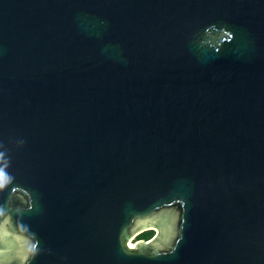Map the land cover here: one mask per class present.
Returning <instances> with one entry per match:
<instances>
[{"label":"water","instance_id":"water-1","mask_svg":"<svg viewBox=\"0 0 264 264\" xmlns=\"http://www.w3.org/2000/svg\"><path fill=\"white\" fill-rule=\"evenodd\" d=\"M0 152L23 264H264V0H0Z\"/></svg>","mask_w":264,"mask_h":264},{"label":"clouds","instance_id":"clouds-1","mask_svg":"<svg viewBox=\"0 0 264 264\" xmlns=\"http://www.w3.org/2000/svg\"><path fill=\"white\" fill-rule=\"evenodd\" d=\"M4 158V153L0 152V159ZM6 166V161H5ZM7 183V177L5 175L4 167L0 166V189H3ZM2 214V212H0ZM7 219L4 221L7 224ZM15 235L7 232L3 225H0V264H11L14 259L19 260V264H23L24 261L29 259L30 255H34L37 249L36 244H31L29 247H25L23 244L13 245L10 241H6V237ZM22 238L16 236V240L20 241Z\"/></svg>","mask_w":264,"mask_h":264},{"label":"trees","instance_id":"trees-1","mask_svg":"<svg viewBox=\"0 0 264 264\" xmlns=\"http://www.w3.org/2000/svg\"><path fill=\"white\" fill-rule=\"evenodd\" d=\"M154 235H155V231H154V230L146 231V232L141 233V234L138 236V239H137V240H139V239L149 240V239H151Z\"/></svg>","mask_w":264,"mask_h":264},{"label":"rangeland","instance_id":"rangeland-1","mask_svg":"<svg viewBox=\"0 0 264 264\" xmlns=\"http://www.w3.org/2000/svg\"><path fill=\"white\" fill-rule=\"evenodd\" d=\"M139 236V235H138ZM138 236H134V237H132V242H135L137 239H138Z\"/></svg>","mask_w":264,"mask_h":264},{"label":"bare ground","instance_id":"bare-ground-1","mask_svg":"<svg viewBox=\"0 0 264 264\" xmlns=\"http://www.w3.org/2000/svg\"><path fill=\"white\" fill-rule=\"evenodd\" d=\"M132 240H133V239L131 238V239H130V242H132Z\"/></svg>","mask_w":264,"mask_h":264}]
</instances>
